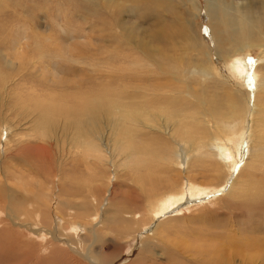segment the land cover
Listing matches in <instances>:
<instances>
[{"label":"rangeland","instance_id":"374dc122","mask_svg":"<svg viewBox=\"0 0 264 264\" xmlns=\"http://www.w3.org/2000/svg\"><path fill=\"white\" fill-rule=\"evenodd\" d=\"M260 1L0 0V264H264V129L239 125L249 90L229 67L264 77V49H218ZM87 105L93 147L67 125ZM216 137L230 171L196 155ZM190 181L217 189L151 219Z\"/></svg>","mask_w":264,"mask_h":264},{"label":"bare ground","instance_id":"6f19581e","mask_svg":"<svg viewBox=\"0 0 264 264\" xmlns=\"http://www.w3.org/2000/svg\"><path fill=\"white\" fill-rule=\"evenodd\" d=\"M258 4V3H257ZM256 6V5H255ZM257 9L259 11V16L257 15L255 19L253 18H249V19H238V23L237 24H231L230 26H228L231 30L230 33H226L225 35V38L221 41L222 43L224 44H228L227 47L224 46L225 49H220L218 48L222 53L224 54H231V52H233L234 48H239L240 49V46L239 44H244V46H249V45H253L254 44H257L259 45L261 48L264 49V0L260 1L259 2V5L257 6ZM245 14L244 13H240V16H234L232 18H230L229 20H232L236 17H242L244 16ZM224 21L222 20L221 18H218V22L219 21ZM227 20V21H229ZM225 30V29H224ZM219 35V34H218ZM65 41V40H64ZM15 46V45H14ZM86 46V45H85ZM243 46V47H244ZM264 51V50H263ZM2 54V53H1ZM6 57V56H5ZM264 58V56H263ZM9 60V59H8ZM10 61V60H9ZM15 62V61H14ZM12 63H13V60H12ZM231 66L230 69L233 71L234 75H235V78H236V81L243 87V88H246L249 90V92L247 93L246 95V99H247V102H246V106L244 108V112L243 114L240 116L241 117V120L239 121V125H241L243 127V125H246L247 126V129L249 128V133H247V136H249L251 138V132H250V129H251V122L253 121V124L256 126L257 129H264L262 127H264V123H261L259 124V122H256L257 118H256V115L257 113L259 112V108L257 107V99H258V96H257V99H256V93H257V90L259 88H263L264 90V77L263 75H259V73H257V70H254V74L250 77L245 78L244 74L246 72V65L241 61V59L239 60V58L235 57L234 58V61L232 63H230ZM9 65H12V64H9ZM15 65V64H14ZM35 68V67H34ZM178 69V68H177ZM172 75V74H171ZM246 75V74H245ZM248 76V75H247ZM261 89V91H263ZM84 96V95H83ZM81 95V97H83ZM87 96V95H86ZM78 97V95H77ZM80 97V96H79ZM91 99V98H90ZM93 99V98H92ZM97 99V98H96ZM3 100V99H2ZM84 100V99H83ZM95 100V99H94ZM119 100V99H118ZM91 101V100H90ZM101 101V100H100ZM79 102V101H78ZM117 102V100H116ZM95 103V101H94ZM79 104V103H78ZM91 104V102H90ZM99 105V104H98ZM117 105V104H116ZM140 106V105H139ZM70 108V107H69ZM74 108V107H73ZM162 108V107H160ZM119 109V107H118ZM135 110H137L136 108H134ZM142 109V108H141ZM147 109V108H146ZM145 109V110H146ZM150 109V108H149ZM116 110V109H115ZM120 110V109H119ZM131 111H126V113L124 114V112H122L124 116H126V114L128 113V115L130 116L132 114V109H130ZM133 110V111H135ZM97 111L98 110V107L96 106H91V105H87L86 109L82 112V114L80 113L79 117H74L72 118L71 120L67 121V125H70V124H73L74 125V139L75 141H79V142H82L84 143L85 145L87 146H92L91 145V142L90 141H87V139L84 138V133L85 132H90L89 130H95L97 129L96 128V120L98 121V118L97 117ZM110 111V110H109ZM140 111V110H139ZM115 112V111H114ZM113 112V113H114ZM119 112V111H118ZM117 112V113H118ZM136 112V111H135ZM159 112V111H158ZM99 113V112H98ZM165 113V112H164ZM70 114V113H69ZM115 114V113H114ZM149 114V113H148ZM127 115V117H129ZM133 115H135L133 113ZM163 115V114H162ZM234 115V114H233ZM232 115V116H233ZM236 115V114H235ZM234 115V117H235ZM122 117V118H123ZM147 117V115H146ZM70 118V117H69ZM120 118V120L122 119ZM153 118V117H152ZM115 119V118H114ZM133 119V118H132ZM140 119V118H139ZM239 119V118H238ZM75 120V121H74ZM146 122L148 120V118H145ZM232 120H233V117H232ZM37 121V120H36ZM114 121V120H113ZM134 121V120H133ZM136 121V119H135ZM134 121V122H135ZM139 121V120H138ZM53 122V120H49L45 114L44 116H40L39 119H38V123H36V127H38L40 125V129L42 128H47L49 126V124H51ZM65 122V120H64ZM137 122V121H136ZM143 122L144 119H143ZM146 122L144 124H142L141 122H139L140 124H142L143 126H147L149 127L150 129H152V125H149V124H146ZM202 122V121H201ZM66 123V122H65ZM120 123V122H119ZM169 123V122H168ZM177 124V123H176ZM237 122L234 123V125H236ZM115 125V124H114ZM141 125V127H142ZM66 126V125H65ZM73 127V126H71ZM128 127V126H126ZM131 127V126H130ZM140 127V125H139ZM228 127V126H227ZM9 128V127H8ZM50 128V127H49ZM48 128V129H49ZM70 128V127H69ZM132 128V127H131ZM179 128V127H178ZM234 128V127H233ZM111 129V128H110ZM115 129V128H114ZM223 129L226 131L225 127L223 126ZM240 129V128H239ZM239 129L237 132H239ZM246 129V127H245ZM141 130V129H140ZM233 130L235 129H230L228 130L227 129V132H230V136L232 134H234L233 136H236L237 133H233ZM114 131V130H113ZM134 131V130H133ZM165 131V130H164ZM170 131V130H169ZM190 131V130H189ZM220 131V130H219ZM257 131V130H256ZM261 131V130H260ZM264 131V130H263ZM92 132V131H91ZM131 132V131H130ZM191 132V131H190ZM244 132V131H243ZM220 133V132H219ZM239 134V133H238ZM261 134V133H260ZM90 135V134H89ZM96 135V134H95ZM94 135V136H95ZM172 135V134H171ZM258 135V134H257ZM233 136L232 137H226V140H231L233 139ZM263 136V135H262ZM8 137V136H7ZM88 137V136H87ZM73 138V137H72ZM89 138V137H88ZM216 143L214 144L215 145V148L213 147L212 149H206V148H200V147H203V144L200 143L201 146H198V147H195L196 150H197V154L196 155H200V157L202 158H213L214 156H218L220 157L222 160H224V163L226 165V168L230 171L231 170V167L233 166V161H225L224 159V156L226 155L225 152H224V148L226 147V143L225 141L221 138V137H216ZM242 138V137H241ZM2 139V138H1ZM73 139V140H74ZM92 139V138H91ZM177 139V138H176ZM200 139V138H199ZM227 140V141H228ZM203 141V140H202ZM210 142V141H209ZM230 142V141H228ZM97 143V142H96ZM184 143V142H183ZM213 143V142H212ZM208 144V142H207ZM211 144V142H210ZM234 144H237L236 142H234ZM183 145V144H182ZM240 145V144H239ZM98 146V145H97ZM186 146V145H185ZM197 146V145H196ZM93 147V146H92ZM91 147V148H92ZM95 147V146H94ZM99 147V146H98ZM235 147V145H234ZM257 147V146H256ZM87 148V147H86ZM90 148V147H89ZM97 148V147H96ZM185 148V147H184ZM83 149V147H82ZM174 149V148H173ZM215 149V151H214ZM233 149V147L231 148ZM85 150V149H84ZM88 150V149H87ZM194 150V149H192ZM234 150V149H233ZM253 150V149H252ZM103 151V150H102ZM134 151V150H133ZM181 150L179 148H175V150L173 151V156L176 158V159H181L183 160V155L181 154L180 152ZM247 151V150H246ZM99 152V151H98ZM115 152V151H114ZM227 153V152H226ZM253 153V152H252ZM257 153H259L257 151ZM229 153H227L228 155ZM256 153L254 152V155ZM261 154V153H260ZM188 155V154H187ZM230 155V154H229ZM257 156H259L257 154ZM185 158V157H184ZM216 158V157H215ZM214 158V159H215ZM178 159V160H179ZM127 160V159H126ZM120 161V160H119ZM174 162V161H173ZM123 163V162H122ZM186 164V163H185ZM184 184V183H183ZM186 184V183H185ZM184 184V185H185ZM195 183L193 182H189L188 184V189L183 186H180L179 189L173 191V192H168V194L166 195H161V196H156L152 199H150L148 202H147V207H149V209H147V213H150V217L151 219L154 218L156 215H159V214H162L163 212H167L169 211V208L171 206H174L175 204H177L178 202H181V200L185 199V198H188L186 200H190V198L192 199L193 197H197V196H202L203 198L205 196L203 195H206V194H209L210 192H214L215 188L212 186V187H204V188H201L200 187H196L194 186ZM197 185V184H196ZM215 186V185H214ZM175 187V186H174ZM179 187V186H178ZM214 190V191H213ZM220 190V189H219ZM46 198V197H45ZM172 208V207H171ZM150 219V220H151ZM74 229V228H73ZM77 231V230H76ZM51 232V231H50ZM36 235V234H35ZM54 239V238H53ZM41 242V241H40Z\"/></svg>","mask_w":264,"mask_h":264}]
</instances>
